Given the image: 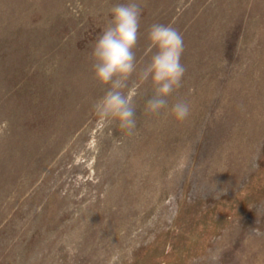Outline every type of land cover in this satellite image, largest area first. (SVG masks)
<instances>
[{
	"label": "rangeland",
	"instance_id": "374dc122",
	"mask_svg": "<svg viewBox=\"0 0 264 264\" xmlns=\"http://www.w3.org/2000/svg\"><path fill=\"white\" fill-rule=\"evenodd\" d=\"M128 2L0 0V264H264V0H135L133 135L92 108L93 46ZM154 23L186 69L159 115Z\"/></svg>",
	"mask_w": 264,
	"mask_h": 264
},
{
	"label": "clouds",
	"instance_id": "9594fccd",
	"mask_svg": "<svg viewBox=\"0 0 264 264\" xmlns=\"http://www.w3.org/2000/svg\"><path fill=\"white\" fill-rule=\"evenodd\" d=\"M141 6L135 0L110 8L111 19L108 26L96 40L93 50L92 70L94 78L107 90L94 101V113L107 123H115L129 135L137 129V109L134 103L138 86L129 80L137 73L134 49L139 40ZM148 51L151 56L138 76L141 82H150L153 93L145 102V110L159 115L168 109L167 97L181 87L186 69L181 63L184 52L182 35L171 25L152 24L146 34ZM168 114L178 122L190 114V105L184 99L177 100ZM7 128V121L0 125V135ZM220 195L223 193L217 192ZM260 235L259 232H256ZM219 250L211 251L209 264H218Z\"/></svg>",
	"mask_w": 264,
	"mask_h": 264
}]
</instances>
